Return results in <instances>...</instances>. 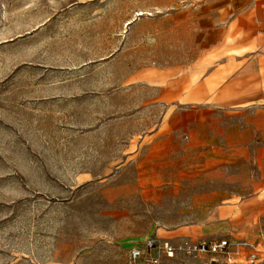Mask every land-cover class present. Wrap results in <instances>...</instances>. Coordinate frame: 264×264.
Instances as JSON below:
<instances>
[{"label": "rangeland", "instance_id": "rangeland-1", "mask_svg": "<svg viewBox=\"0 0 264 264\" xmlns=\"http://www.w3.org/2000/svg\"><path fill=\"white\" fill-rule=\"evenodd\" d=\"M213 1L0 0V264H131L203 228L142 81L187 52L172 14Z\"/></svg>", "mask_w": 264, "mask_h": 264}, {"label": "crops", "instance_id": "crops-1", "mask_svg": "<svg viewBox=\"0 0 264 264\" xmlns=\"http://www.w3.org/2000/svg\"><path fill=\"white\" fill-rule=\"evenodd\" d=\"M175 12L177 45L187 52L169 67L150 68L142 83L153 88L150 103L172 113L159 126L186 149L172 152L187 161L186 187H203L192 200L203 209V228L182 229L179 242L156 238L227 239L264 249V0H215ZM250 251L216 259L264 264L261 252L251 263ZM182 258L193 259L178 255L169 264Z\"/></svg>", "mask_w": 264, "mask_h": 264}, {"label": "built area", "instance_id": "built-area-1", "mask_svg": "<svg viewBox=\"0 0 264 264\" xmlns=\"http://www.w3.org/2000/svg\"><path fill=\"white\" fill-rule=\"evenodd\" d=\"M262 237L264 241V227ZM243 248L251 250L249 254L251 263L256 261L260 252L264 253V249H259L252 243H232L227 239L202 242L182 241L173 244L163 239L148 238L141 245H134L130 249L129 261L131 264H169V261L178 255H184L193 259L207 257L209 258L207 264H224L216 257L231 253L239 254Z\"/></svg>", "mask_w": 264, "mask_h": 264}, {"label": "bare ground", "instance_id": "bare-ground-1", "mask_svg": "<svg viewBox=\"0 0 264 264\" xmlns=\"http://www.w3.org/2000/svg\"><path fill=\"white\" fill-rule=\"evenodd\" d=\"M144 13H138V15H143ZM128 23H130V22H128Z\"/></svg>", "mask_w": 264, "mask_h": 264}]
</instances>
